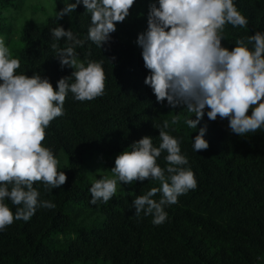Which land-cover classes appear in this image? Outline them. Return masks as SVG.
Returning a JSON list of instances; mask_svg holds the SVG:
<instances>
[{
	"label": "trees",
	"instance_id": "16d2710c",
	"mask_svg": "<svg viewBox=\"0 0 264 264\" xmlns=\"http://www.w3.org/2000/svg\"><path fill=\"white\" fill-rule=\"evenodd\" d=\"M74 2V0H71ZM248 21L246 27L226 24L222 44L229 50L236 41L256 32L264 33V0H233ZM7 0H0V6ZM23 0H18L21 6ZM158 0H135L130 14L116 24V31L101 47L88 40L90 13L81 3L70 20L51 16L42 27L25 24L18 40L21 47L13 58L20 60L17 73L48 78L53 87L73 68L61 67L51 47L68 46L66 39L55 41L52 28L71 30L83 46H76V58L85 63L100 62L106 81L104 94L93 100L78 101L71 92L64 103V115L51 121L45 129L42 145L52 150L64 171L67 182L48 189L34 184L41 201L55 208H37L28 220H14L0 230V264H264V128L243 136L225 130L205 114L197 128L186 120L195 114L186 105L157 102L149 75L137 43L147 30L150 5ZM74 78H69V83ZM251 114V109L249 110ZM179 116L176 124L173 117ZM180 141L181 154L187 158L185 168L195 173L197 187L178 197L176 204L165 206L167 219L152 223L151 215H135L132 201L159 181H135L107 203H90L92 186L87 164L95 159L107 171L115 158L144 136H151L158 147L159 129ZM200 128H206L207 150L196 152L193 140ZM167 153L157 163L167 168ZM167 175V173H166ZM161 193L153 197L159 201ZM13 213L16 205L5 200Z\"/></svg>",
	"mask_w": 264,
	"mask_h": 264
},
{
	"label": "clouds",
	"instance_id": "9594fccd",
	"mask_svg": "<svg viewBox=\"0 0 264 264\" xmlns=\"http://www.w3.org/2000/svg\"><path fill=\"white\" fill-rule=\"evenodd\" d=\"M65 7L56 12V19L75 11L81 3L90 13L88 40L98 47L110 39L116 24L130 14L135 0H63ZM248 21L233 0H158L150 5L147 30L138 35L144 66L149 70L144 83L151 87L157 102L186 105L195 114L187 119L190 128H197L205 115L215 121L227 119L231 132L243 136L264 128V33L256 32L236 41L229 50L222 46L226 24L246 27ZM55 41L66 39L68 46L51 45L61 67L74 69L62 77L54 88L48 78L17 73L20 60L13 58L10 48L0 37V230L14 220L28 221L37 208H55L41 201L34 184L48 189L67 182L64 171L52 150L44 147L45 129L51 121L64 115V103L69 92L78 101L93 100L104 94L106 76L100 62L85 63L76 58V46L84 40L69 29L58 26L50 30ZM73 77L74 82L69 83ZM251 114L249 115V110ZM179 116L173 117L176 124ZM169 121L159 129L160 143L153 145L151 136L133 142L131 151L124 150L111 168L113 178L97 179L89 191L90 203H107L117 191V183L156 180L153 187L132 201L135 215L153 217L160 225L167 219L165 206L176 204L178 197L197 187L195 173L183 167L188 163L181 154L180 141L166 132ZM206 128H200L193 140L196 152L207 150ZM166 152L167 168L157 159ZM167 173V175H166ZM161 193L159 201L153 199ZM16 205L13 213L5 200Z\"/></svg>",
	"mask_w": 264,
	"mask_h": 264
},
{
	"label": "rangeland",
	"instance_id": "374dc122",
	"mask_svg": "<svg viewBox=\"0 0 264 264\" xmlns=\"http://www.w3.org/2000/svg\"><path fill=\"white\" fill-rule=\"evenodd\" d=\"M71 2V0H69ZM65 7L63 0H23L21 6L18 5V0H7V3L0 6V37L5 40L6 45L10 48L12 55L22 45L18 40L22 27L30 23L32 25L42 27L48 17H56V12H59ZM71 14L65 15L62 19L70 20ZM223 46V44H222ZM208 109H205L207 115ZM225 130H230L228 127L229 121L227 119L215 120ZM88 178L91 185L100 178H113L112 171H107L97 163L95 159H91L87 164ZM129 184L117 183V191H124ZM76 264V263H74ZM77 264H87L78 262ZM90 264H110L99 259L96 263Z\"/></svg>",
	"mask_w": 264,
	"mask_h": 264
}]
</instances>
